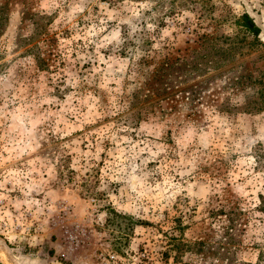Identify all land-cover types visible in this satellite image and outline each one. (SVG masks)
Here are the masks:
<instances>
[{"label": "rangeland", "instance_id": "1", "mask_svg": "<svg viewBox=\"0 0 264 264\" xmlns=\"http://www.w3.org/2000/svg\"><path fill=\"white\" fill-rule=\"evenodd\" d=\"M0 264H264V0H0Z\"/></svg>", "mask_w": 264, "mask_h": 264}, {"label": "trees", "instance_id": "2", "mask_svg": "<svg viewBox=\"0 0 264 264\" xmlns=\"http://www.w3.org/2000/svg\"><path fill=\"white\" fill-rule=\"evenodd\" d=\"M244 18H247L248 19V21H250V24H251V28H254L255 27V25L253 24V22L248 18V16H244ZM256 30L255 31H258V29L257 28H255Z\"/></svg>", "mask_w": 264, "mask_h": 264}]
</instances>
